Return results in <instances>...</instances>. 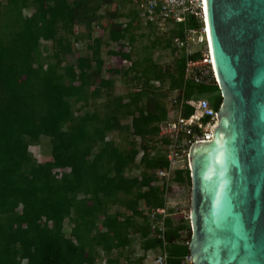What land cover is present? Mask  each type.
Segmentation results:
<instances>
[{
	"label": "trees",
	"instance_id": "1",
	"mask_svg": "<svg viewBox=\"0 0 264 264\" xmlns=\"http://www.w3.org/2000/svg\"><path fill=\"white\" fill-rule=\"evenodd\" d=\"M114 2L113 11H99ZM132 3L0 0V264H101L103 259L118 264L113 252L133 240L144 250L159 249L160 239L150 234L148 217L137 207L175 210L166 204L164 179L155 172L168 166L153 142L158 123L167 117L164 100L179 90L194 102L207 98L218 110L222 97L217 84L184 78L183 53L171 45L181 30L172 26L165 31L166 45L177 56L173 67L154 61L147 52L156 45L152 42L136 52L134 67L112 69L121 76L133 71L137 89L113 94L114 79L103 74L104 41L91 37V28L106 15L113 17L106 41L132 46L133 31L142 25ZM121 5L126 12H120ZM75 25L85 27L82 37L91 43L70 66L62 62L73 48ZM43 42H51V53L43 54ZM109 52L130 59V51ZM103 93L99 107L95 100ZM192 110L185 104L183 116ZM112 132L122 134L124 143L109 137ZM44 138L49 159L38 161L30 146ZM172 181L190 186L189 169L175 170ZM174 217L165 219L168 263L182 264L188 245L181 243V231L188 224Z\"/></svg>",
	"mask_w": 264,
	"mask_h": 264
},
{
	"label": "water",
	"instance_id": "2",
	"mask_svg": "<svg viewBox=\"0 0 264 264\" xmlns=\"http://www.w3.org/2000/svg\"><path fill=\"white\" fill-rule=\"evenodd\" d=\"M222 97L190 162L192 264H264V0H207Z\"/></svg>",
	"mask_w": 264,
	"mask_h": 264
},
{
	"label": "built area",
	"instance_id": "3",
	"mask_svg": "<svg viewBox=\"0 0 264 264\" xmlns=\"http://www.w3.org/2000/svg\"><path fill=\"white\" fill-rule=\"evenodd\" d=\"M133 8L136 10L138 20L143 24H151L159 29H167L168 26L181 30L180 35L171 39V45L183 53V75L185 79H191L198 83H215L217 77L211 61L209 41L206 30L207 25V0H133ZM191 21L197 23L191 26ZM134 23H136L134 21ZM95 27L99 28L98 23ZM196 55V56H195ZM195 56V57H194ZM185 104L193 106L188 116H183L182 109ZM215 109L207 98H199L197 101L185 99L183 93L175 90L169 97L166 106V119L157 125L155 141L168 161L166 168L155 170L156 175L164 184V198L166 204L170 192L177 186L172 181L173 172L177 169H189L191 162V150L195 143L211 140L214 128L217 127ZM140 140L139 137H137ZM143 151L139 153V157ZM190 203V200H189ZM138 211L147 215L150 226V234L160 239L159 252L153 257L151 264L168 263V242L165 238L167 216L179 214L180 218H186L190 224V205L187 209H177L169 213L166 206L152 207L141 204ZM178 218V219H180ZM181 243L188 245L189 237L185 231H181ZM105 264V259L99 260ZM192 264L188 254L183 256L182 264Z\"/></svg>",
	"mask_w": 264,
	"mask_h": 264
},
{
	"label": "rangeland",
	"instance_id": "4",
	"mask_svg": "<svg viewBox=\"0 0 264 264\" xmlns=\"http://www.w3.org/2000/svg\"><path fill=\"white\" fill-rule=\"evenodd\" d=\"M2 3H4V0H2ZM116 9V2H114L111 5H101L99 7V11L106 12L107 10L113 11ZM126 5H121L120 12H126ZM28 11V10H26ZM113 17H108L107 15L99 21L98 25L99 28L95 27L96 24L92 25L91 28V37H101L104 43L102 44L101 51L102 55L104 57V75L106 77H111L114 79V95H125L130 89L136 90L137 88H133L135 84V80H132V77L134 75V72H129L127 76H121L119 74L114 75V72H112L113 68H126L128 65L133 66L136 65V61L138 59V56L136 52H142L141 49L144 47L150 46L152 42H154L156 45L153 48H150L147 50V52H152V57L154 61H156L158 64L162 65L163 67H173V61L174 58H176V54L172 52L171 47L167 46V40H168V33L165 31V29H159L156 27H153L147 24H143L140 26V28L135 29V42L132 46H129L127 42H122L119 44L109 43L106 41V35H107V28L109 26L110 22H113ZM74 34L71 35V41L73 48L70 52H68L65 56H63V64H69L70 66H75L77 60L79 58H82L83 55L87 52V46L91 43L90 38H83L86 36V29L83 25H75L74 26ZM168 31V30H167ZM83 36V37H82ZM46 44V50H44V55L51 53L52 51V44L51 42H43ZM130 51V59H124L119 54H111L109 51ZM155 85L160 86L163 85V88L167 87V84L160 81H155ZM168 95V94H167ZM170 95V94H169ZM164 100L165 103L168 101V97ZM106 94L103 93V96L101 98H98L95 100V103L97 106L101 107L103 102L105 101ZM167 106V104H166ZM79 113L75 112L74 117L77 120ZM109 137L116 138L117 141H121L124 143V140L122 139V134H119L117 132H112L109 134ZM48 139L44 138L40 140L39 143H33L30 146V150L32 151L33 155L36 157L38 161H45L49 159L48 156V145H47ZM133 173H138L134 170ZM161 183V181H160ZM170 192L169 198H167V205L172 207L173 209H187L189 206V200H190V186H188L186 183H179L176 190L173 192ZM179 214L175 215L174 219L176 221L178 220ZM185 226L182 231L187 234V237H189L190 232V224L185 218ZM65 229L66 233H69L70 227L65 223ZM139 245V241L133 240L130 245V249L128 252L125 250H122L119 253H122V256H128V258H131L132 261L135 257V253L138 251L137 246ZM158 249H156V252ZM113 255H117V252H113ZM187 264V263H185Z\"/></svg>",
	"mask_w": 264,
	"mask_h": 264
},
{
	"label": "crops",
	"instance_id": "5",
	"mask_svg": "<svg viewBox=\"0 0 264 264\" xmlns=\"http://www.w3.org/2000/svg\"><path fill=\"white\" fill-rule=\"evenodd\" d=\"M131 243L126 247V251L128 252L130 249ZM138 251L135 253V257L132 261L131 258H128V256H122V253H117L119 257L118 264H151L153 257L159 252H156V249H148L144 250L140 247V244L137 246ZM125 250V249H124Z\"/></svg>",
	"mask_w": 264,
	"mask_h": 264
},
{
	"label": "bare ground",
	"instance_id": "6",
	"mask_svg": "<svg viewBox=\"0 0 264 264\" xmlns=\"http://www.w3.org/2000/svg\"><path fill=\"white\" fill-rule=\"evenodd\" d=\"M206 30H207L208 41H209V49H210L211 61H212L213 66H214L213 49H212V44H211V31H210V27H209V24H208V19H207ZM214 70H215V73H216V68H215V66H214ZM216 76H217V75H216ZM213 136H214V134H213ZM213 136H212V138H213ZM212 138H211V139H212ZM202 142H205V141H202Z\"/></svg>",
	"mask_w": 264,
	"mask_h": 264
}]
</instances>
